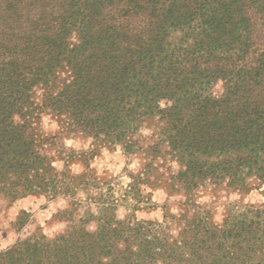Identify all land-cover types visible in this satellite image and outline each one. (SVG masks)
<instances>
[{
  "label": "trees",
  "instance_id": "16d2710c",
  "mask_svg": "<svg viewBox=\"0 0 264 264\" xmlns=\"http://www.w3.org/2000/svg\"><path fill=\"white\" fill-rule=\"evenodd\" d=\"M45 113L143 154L145 175L173 161L154 180L179 211L119 217L78 196L88 174L55 167ZM263 184L264 0H0V197L61 196L67 222L0 248V264H264V200L219 221L193 198Z\"/></svg>",
  "mask_w": 264,
  "mask_h": 264
},
{
  "label": "rangeland",
  "instance_id": "374dc122",
  "mask_svg": "<svg viewBox=\"0 0 264 264\" xmlns=\"http://www.w3.org/2000/svg\"><path fill=\"white\" fill-rule=\"evenodd\" d=\"M40 129L48 135L46 150L53 157L57 169L66 165L74 174H88L85 177L87 188L78 192V196L87 198L86 201L89 202L90 197H103L116 204L119 217L132 213L139 219L151 220H161L165 210L176 213L181 208L184 196L177 192L168 193L161 183L154 180V176L166 175L169 169L176 168L170 159L156 158L153 162L155 169L145 175L143 154L126 155L119 146H108L80 133L68 132L55 115L43 114ZM61 145L65 150L61 151ZM130 175H139L135 179L136 188H130ZM193 198L210 209L214 220L220 221L232 203H236L238 208L243 203H261L264 184L246 194L221 189L214 191L207 186L199 188ZM65 204L66 199L61 196L50 199L44 195H27L14 201L0 197V248L33 233L42 232L53 237L62 232L67 222L55 214ZM86 207V203H82L81 212ZM18 217L23 221H17Z\"/></svg>",
  "mask_w": 264,
  "mask_h": 264
}]
</instances>
